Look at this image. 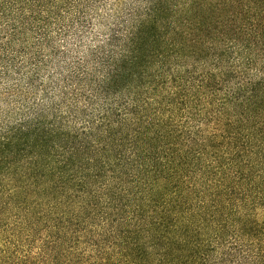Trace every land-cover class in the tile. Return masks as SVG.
Returning a JSON list of instances; mask_svg holds the SVG:
<instances>
[{
	"label": "trees",
	"instance_id": "obj_1",
	"mask_svg": "<svg viewBox=\"0 0 264 264\" xmlns=\"http://www.w3.org/2000/svg\"><path fill=\"white\" fill-rule=\"evenodd\" d=\"M0 264H264V0H0Z\"/></svg>",
	"mask_w": 264,
	"mask_h": 264
}]
</instances>
